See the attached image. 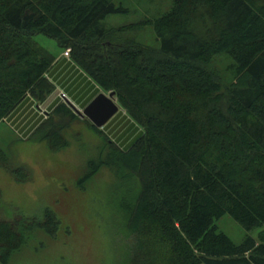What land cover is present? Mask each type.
<instances>
[{
	"label": "trees",
	"instance_id": "obj_1",
	"mask_svg": "<svg viewBox=\"0 0 264 264\" xmlns=\"http://www.w3.org/2000/svg\"><path fill=\"white\" fill-rule=\"evenodd\" d=\"M169 1L167 11L111 27L107 18L125 13L113 0H0V122L22 109L28 94L29 102H46L58 83L83 107L99 90L116 93L139 130L127 150L86 122L101 139V154L113 159L99 167L129 179L122 207L130 264H264V0ZM131 27L152 28L158 47L124 38ZM36 36L70 58L56 63ZM218 56L231 63L227 86L211 66ZM62 106L58 114L79 120ZM42 121L25 130L11 124L23 138L66 147V127ZM8 170L27 180L23 167ZM226 215L246 232L258 229V238L235 245L215 225ZM45 218L29 225L58 226L56 213ZM27 223L20 234L0 220V264L25 243Z\"/></svg>",
	"mask_w": 264,
	"mask_h": 264
},
{
	"label": "rangeland",
	"instance_id": "obj_2",
	"mask_svg": "<svg viewBox=\"0 0 264 264\" xmlns=\"http://www.w3.org/2000/svg\"><path fill=\"white\" fill-rule=\"evenodd\" d=\"M113 1L117 7H123L125 13L108 17L105 24L111 27L130 26L144 16L146 18L167 11L171 5L169 0ZM126 31L122 35L124 38L158 47L152 28L134 30L131 27ZM34 39L55 54L57 60L70 58L64 54L69 50H61L55 41L44 36H36ZM230 64L223 56L214 58L211 64L223 76L222 86L230 83L231 77L225 73ZM46 79L55 84L48 76ZM54 86L52 97L46 102L30 100L31 103L29 99L32 97L28 94L22 109H18L9 120L0 122V150L5 156V161L1 159L3 165H0V220L15 224L20 234L21 223L27 221L29 227L24 230L22 240L25 243L11 253L7 264H130L133 244L128 236L127 216L122 207L128 201L129 179L117 176L114 171L107 170L108 167H99L103 161H113L112 157L101 154V139L90 130L87 119L72 120L68 114L57 113L61 105L73 110L65 103L64 89L58 84ZM65 94L78 109L85 108L78 106ZM119 107L121 114L114 116L100 130L125 151L139 130L133 128L134 125L135 128L138 126ZM23 111L25 115H22ZM38 117L43 121L53 120L56 129L66 127L61 130L60 136L67 142L66 147L52 150L38 138H23L20 130L11 124L20 123L22 127L27 120L35 121ZM10 167H23L27 180L20 182L14 178L8 172ZM94 168H98V172L89 180L86 179L89 170ZM50 213L58 216L57 227L40 229L29 225L34 219H42L44 222L45 216ZM215 225L217 231L225 233L235 245L242 243L247 235L257 239L260 233L258 229L253 232L244 231L229 215L220 218ZM51 231L53 235H50Z\"/></svg>",
	"mask_w": 264,
	"mask_h": 264
},
{
	"label": "water",
	"instance_id": "obj_3",
	"mask_svg": "<svg viewBox=\"0 0 264 264\" xmlns=\"http://www.w3.org/2000/svg\"><path fill=\"white\" fill-rule=\"evenodd\" d=\"M65 100L67 106H70L79 119L89 120L98 129L104 128L120 111L114 92L99 93L83 110L74 106L69 99L66 98Z\"/></svg>",
	"mask_w": 264,
	"mask_h": 264
},
{
	"label": "crops",
	"instance_id": "obj_4",
	"mask_svg": "<svg viewBox=\"0 0 264 264\" xmlns=\"http://www.w3.org/2000/svg\"><path fill=\"white\" fill-rule=\"evenodd\" d=\"M64 59V57H62L60 60H57L56 61V63L57 62H61L62 60ZM59 84V83H58ZM60 88L62 87V86H59ZM62 89H63V87H62ZM64 91V90H63ZM65 93H66V91H65ZM67 95L72 99V100H74L77 104H78V102L74 99V97L70 94V93H67ZM52 97V96H51ZM79 106V105H78ZM22 115H25V111H23L22 112ZM32 121V120H31ZM30 122V120H27V122H26V124L25 125H23L22 127L20 126V128L21 129H26L27 128V125H28V123Z\"/></svg>",
	"mask_w": 264,
	"mask_h": 264
},
{
	"label": "built area",
	"instance_id": "obj_5",
	"mask_svg": "<svg viewBox=\"0 0 264 264\" xmlns=\"http://www.w3.org/2000/svg\"><path fill=\"white\" fill-rule=\"evenodd\" d=\"M64 54H65L67 57H69V53H68V52H65ZM63 97H64V99L67 98L65 93H63ZM67 99H68V98H67Z\"/></svg>",
	"mask_w": 264,
	"mask_h": 264
}]
</instances>
